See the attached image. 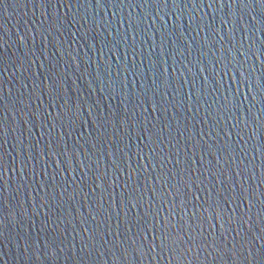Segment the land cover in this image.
<instances>
[{"label": "water", "instance_id": "95a60500", "mask_svg": "<svg viewBox=\"0 0 264 264\" xmlns=\"http://www.w3.org/2000/svg\"><path fill=\"white\" fill-rule=\"evenodd\" d=\"M0 264H264V0H0Z\"/></svg>", "mask_w": 264, "mask_h": 264}]
</instances>
